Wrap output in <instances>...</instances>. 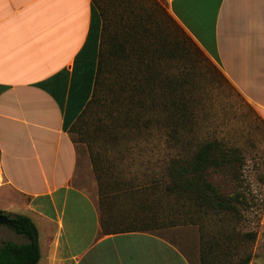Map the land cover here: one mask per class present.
I'll list each match as a JSON object with an SVG mask.
<instances>
[{"label":"crops","instance_id":"obj_1","mask_svg":"<svg viewBox=\"0 0 264 264\" xmlns=\"http://www.w3.org/2000/svg\"><path fill=\"white\" fill-rule=\"evenodd\" d=\"M161 2L264 121V0ZM100 32L93 0H0V208L34 222L37 264H191L148 230L102 233L94 175L68 133L92 94Z\"/></svg>","mask_w":264,"mask_h":264},{"label":"rangeland","instance_id":"obj_2","mask_svg":"<svg viewBox=\"0 0 264 264\" xmlns=\"http://www.w3.org/2000/svg\"><path fill=\"white\" fill-rule=\"evenodd\" d=\"M144 5L153 13L154 21L161 23L168 48L175 43L183 51L172 62L159 64V75L151 90L158 99L166 97L173 91L168 89L167 83L173 74L182 72L181 78L187 81L181 90L182 100L188 107L187 118L183 129L177 132L180 135L170 136L169 131L155 124L134 121L145 115L139 104L144 100L141 94L134 92L136 105L132 106L130 89L122 87L118 102L109 108L111 95L101 90L96 110L102 121L96 119L86 125L75 123L68 132L80 163L85 161L94 175V198L99 205L88 144L99 155L97 163L110 168L102 177L104 183L116 187L108 189V199L103 206L108 205L114 213L131 211L133 214L130 220L119 218L118 227L150 229L177 246L191 264H242L246 259L248 264H264V121L194 41L191 43L186 38L182 28L169 18L161 0H146ZM102 6L104 12V3ZM105 7L111 35L120 34L125 11L113 3ZM153 24L151 21L152 29ZM101 41L104 49V32ZM112 75L115 76L116 71ZM180 84L177 83L178 89ZM146 103L150 105L149 100ZM210 141L237 149L241 157V162L232 167L210 170L206 174L219 194L226 198L238 197L231 213L205 215L189 201L182 204L183 201L176 202L165 193L170 161L193 150L199 143ZM7 210L22 214L18 209ZM0 211L8 213L4 208ZM5 241L25 242L9 225L0 224V245Z\"/></svg>","mask_w":264,"mask_h":264},{"label":"trees","instance_id":"obj_3","mask_svg":"<svg viewBox=\"0 0 264 264\" xmlns=\"http://www.w3.org/2000/svg\"><path fill=\"white\" fill-rule=\"evenodd\" d=\"M93 3L101 18L96 74L91 97L70 129L75 123L86 125L87 122L96 119L99 122L102 121V116L96 110L97 105H99V92L104 89L111 95L108 104L110 108L114 103L118 102V96L123 87L126 90L128 89V91L130 89V105H136L133 100L134 92L141 94L142 99H144L139 104L141 111L145 115L141 118L136 117L134 119L135 122L144 121L146 122L145 125L155 124L159 129L169 131L170 136L180 135L177 132L183 129V123L188 114V107H186L185 101L182 100L184 97L181 96L183 94L181 90L187 82L181 78L180 74L182 72L173 74L172 80L167 83L168 89H173V91H169L166 97L158 99L151 89L152 86H155V81L159 75L157 68L159 64L165 61L172 62L173 58L182 54L183 51L175 43H172L168 48L165 41L166 35L164 36L163 34L161 23L154 21L153 13L148 11L149 9H145L144 3H146V0H93ZM112 3L125 11L120 34L116 32L111 35V24L108 21L109 17L105 5ZM131 7L137 8L135 10L141 13H135V10ZM169 18L171 17L169 16ZM171 20L173 19L171 18ZM151 21L154 23L153 29L150 26ZM103 32L104 49L103 41H101ZM105 36L107 37L106 40ZM185 36L193 43L190 36ZM193 44L196 45L195 42ZM122 62H124V66H121ZM114 71H116L115 76L112 75ZM181 80L182 84H180ZM177 83L180 84V89H178L179 86L177 88ZM148 100L150 105L146 103ZM105 102L106 98H104ZM85 117L86 119L83 120ZM88 147L99 190L102 233L109 235L134 231H150L146 227L129 229L120 228L116 225L119 218L130 220L133 219V214L131 211L125 213L117 211L115 214L111 212L108 205L103 206L108 199V189L116 187H108L112 183H104L102 177L107 174L110 168L97 163L99 155L95 153L89 144ZM240 162L241 157L237 149H230L225 144L217 141L199 143L193 150L170 161L167 167L169 183L166 186L165 193L168 196H173L176 202L183 201V204L184 201H189L192 207L202 211L205 215L231 213L235 210L233 203L238 201V197L226 198L219 194L208 182L206 174L210 170L232 167ZM115 185L117 184L115 183ZM176 206H179V203ZM0 215L8 217L12 223L10 226L11 230L25 240L23 243L3 242L0 245V264H37L40 259V249L38 231L34 222L28 216L21 214L0 211ZM191 222L194 223L195 219ZM248 262L249 260L246 259L242 264H248Z\"/></svg>","mask_w":264,"mask_h":264},{"label":"water","instance_id":"obj_4","mask_svg":"<svg viewBox=\"0 0 264 264\" xmlns=\"http://www.w3.org/2000/svg\"><path fill=\"white\" fill-rule=\"evenodd\" d=\"M0 224H7L9 226L12 225L11 220L5 215H0Z\"/></svg>","mask_w":264,"mask_h":264}]
</instances>
